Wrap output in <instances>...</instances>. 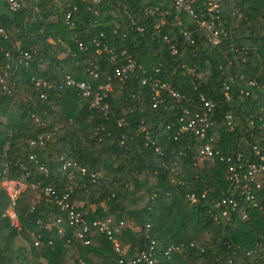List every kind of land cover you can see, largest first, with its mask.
Listing matches in <instances>:
<instances>
[{"label":"trees","instance_id":"trees-1","mask_svg":"<svg viewBox=\"0 0 264 264\" xmlns=\"http://www.w3.org/2000/svg\"><path fill=\"white\" fill-rule=\"evenodd\" d=\"M186 1L202 6V0ZM220 1L227 33L217 45L207 42L195 22L169 0H122V6L103 0L90 9L86 0H22L17 12L0 13L1 24L16 43L13 48L0 38V67L7 62L6 52L13 57L23 49L30 55L27 65L5 79L8 92L0 83V169L5 161L12 175L35 184L14 205L18 228L5 213L9 200L0 188V264H64L73 247L77 256L72 264L79 259L83 264H117L104 234L92 235L89 244L76 238L77 227L69 226L64 211L45 199L43 189L49 184L60 192L71 187L70 202L87 221L111 217L119 226L116 237L128 245L127 257L154 240L155 264H229L230 258V264H264V192L253 190L262 208H250L248 220L238 215L215 218L212 202L229 195L238 209L247 208L245 194L227 178L229 167L237 169L241 163L244 168L264 156V0ZM73 4L77 9L66 22ZM156 26L159 35L152 36ZM181 29L190 32L189 40ZM94 36L113 50L115 60L91 42ZM127 56L137 67L121 84L113 73ZM142 69L172 81L182 99L174 101L161 91V101L153 107V93L141 84ZM236 74L244 80L236 76L226 90ZM65 75L94 84L110 78L113 89L107 101L112 114L89 108L90 96L81 97L75 86L60 83ZM200 95L213 103L202 139L193 131L178 133L181 107L189 110L185 121L206 110ZM121 119L124 125L118 124ZM38 135L46 136L44 144H30ZM208 137L217 153L199 159ZM154 145L161 147V155ZM66 160L71 165L63 169ZM255 181L264 184V175ZM190 194L198 197L196 202ZM48 217L52 223L62 219L63 233L56 232L55 224L50 230L41 228L38 220ZM37 234L41 238L35 244ZM17 238L28 247L15 246ZM170 244L178 249L167 259L164 251ZM248 250L253 254L247 256Z\"/></svg>","mask_w":264,"mask_h":264},{"label":"built area","instance_id":"built-area-1","mask_svg":"<svg viewBox=\"0 0 264 264\" xmlns=\"http://www.w3.org/2000/svg\"><path fill=\"white\" fill-rule=\"evenodd\" d=\"M103 0H86L88 3V9L92 8L94 5H98ZM115 4L118 6H122V0H114ZM172 2L175 9L178 11H183L187 14L191 20H193L196 24V29L200 31L207 42L212 45H217L220 43L221 39L226 36V29L223 25V20L221 16V1L220 0H202V6L199 8H195V6L191 3V1L186 0H169ZM0 3H4L7 10L10 12H17L22 6V0H0ZM77 9L76 5H70V8L65 13L66 22L70 21V18L74 14V11ZM181 24L180 21H178ZM182 26V25H181ZM138 30H141V26H137ZM183 36L186 40L190 39V32L186 29H181ZM153 35H159V29L156 26V29L153 31ZM99 36L103 37V33H100ZM0 38L2 40H7L11 43L13 48H16V43L12 42L9 38L5 28L0 22ZM163 38L166 41H169L167 35H163ZM91 42L99 47L101 46V51L110 54L111 60H115L116 56L113 54V50L106 44L102 43L99 40L98 36H94ZM79 47L83 46V43H78ZM171 53L176 54L177 48L174 44L170 45ZM7 62L6 64L0 67V83L1 87L4 91H7L6 81L10 74L13 73L20 66L27 65L28 60L30 59V55L28 51L23 49H18L15 55L12 57L9 52L5 53ZM11 62V63H10ZM137 67V62L135 59L127 56V60L125 64L118 66L113 73V78H117L118 81L122 84L126 78L128 77V73L135 70ZM140 67V66H138ZM158 68L155 69L157 71ZM89 72L92 74L94 79H97V73L90 69ZM141 73L144 75L141 79V84H146L149 86L152 96V106L156 107L157 104L161 101L160 92L164 91L168 95H170L174 101H180L182 96L180 92L174 87L171 83L172 81L153 76L146 75V70L142 69ZM237 79L244 80L241 74H236L235 77H230L228 83L225 85V89H228L229 83H234ZM109 77V76H108ZM95 80H78L75 81L71 79L69 75H65L60 83H64L66 85L75 86L80 93L81 97H91L89 101V108H96L101 111L105 116L107 114H112V110L109 109V103L107 101L108 93L112 91L113 85L109 80L104 81L99 84H94ZM38 81L36 84H39ZM246 83L250 86L256 85L255 81L248 80ZM43 84H46L43 82ZM55 86V85H54ZM246 95L249 94V91L245 92ZM200 99L203 101L206 110L202 113H195L193 117L189 118L185 121L184 116H188L189 110L186 107H181L182 115L179 117V121L182 124L178 127V133L183 132L185 130L193 131L198 139H202L205 137L206 130L205 128L209 125L207 122V111L211 109L213 103L210 100H206L202 95H200ZM225 118L227 120V124L230 128L232 127V121L230 115L226 114ZM202 124L197 127V124ZM118 124H125L123 119L119 120ZM145 131V137L149 138L147 130L145 127L142 128ZM46 136L38 135L36 140H31L30 144H44V139ZM212 141V137L207 138V142L200 148V157L199 159H203L204 156H211L217 151H214L211 147L210 142ZM152 144L153 141L151 140ZM154 152L161 155L163 153L161 147L159 145H154ZM30 160L35 159L34 154L29 155ZM260 162L255 163L251 162L245 165L243 168L242 164L239 163L237 165V169L234 166H230L229 170L231 171L228 174L227 178L231 179V181L235 184L234 189L240 190V194H245V199L247 201V208L239 207L238 203L231 196L226 195L221 197L220 199L213 200V207L217 210V212H213L215 218L218 216L225 217L227 220L232 219L233 215H238L242 220H248L250 218V208L253 209H261L262 205H260L257 201V196L253 190H259L264 192V184L260 181H255L256 176L264 175V156H260ZM237 160L240 161V158L237 157ZM71 162L69 160L64 161L62 164V168H66L70 166ZM176 165L175 162L171 163V171L174 169L173 167ZM42 168V165H41ZM243 169V170H242ZM82 174H84V169L81 168ZM28 175V174H27ZM92 177H95V174H92ZM253 185L254 189L250 186ZM35 187L34 183H29L20 178L19 176L12 175V170L9 168L8 164L4 161L2 169H0V188H2L9 200L8 207L5 210V213L9 216L11 223L18 228L19 224L17 221L16 212L14 210V205L16 201L19 199L22 193H24L28 187ZM69 190H65L60 192L53 185H47L43 189V195L45 199L55 203L59 208L64 211L65 219L68 222L69 226L77 227L76 230V238L81 241L83 244H89L92 241L91 236L97 233L104 234L107 239L112 244V251L117 255L116 261L117 264H155L157 262V244L154 240L150 241V244L146 249H142L140 252H137L133 256H126V248L119 239L116 237V233L119 231V226L113 224V220L111 217H103V218H94L91 221H87L84 217L83 213L79 211L76 206L70 202L69 192L71 187H68ZM205 193L201 194V197H204ZM189 198L191 201L196 202L198 197L195 194H190ZM62 219L60 217H56L54 222L52 223L51 217L47 218L46 222L43 220H38V224H40L41 228L50 230L52 225H56V232L59 234L63 233V227L61 226ZM123 221H119V225H122ZM41 238L40 234H37L35 244L39 243V239ZM66 242L69 243L70 239H66ZM48 244H52V239H48ZM178 247L170 244L164 251V255L167 256V259L171 257V253L177 250ZM247 256L253 254V251L248 250L245 253ZM126 256V257H125ZM228 263H232V258L228 260ZM78 264H83V261L79 259Z\"/></svg>","mask_w":264,"mask_h":264},{"label":"crops","instance_id":"crops-1","mask_svg":"<svg viewBox=\"0 0 264 264\" xmlns=\"http://www.w3.org/2000/svg\"><path fill=\"white\" fill-rule=\"evenodd\" d=\"M2 13V12H0ZM120 241V240H119ZM121 242V241H120ZM122 243V242H121ZM122 245H124L122 243ZM125 248H126V245H124ZM128 249V248H127ZM75 256H77V252H76V248L73 247V248H69L68 251L66 252V261L64 264H72L73 262V258H75Z\"/></svg>","mask_w":264,"mask_h":264},{"label":"rangeland","instance_id":"rangeland-1","mask_svg":"<svg viewBox=\"0 0 264 264\" xmlns=\"http://www.w3.org/2000/svg\"><path fill=\"white\" fill-rule=\"evenodd\" d=\"M26 4H28L27 2H26ZM7 10V8H6V6L4 5V3H0V12H5ZM38 196V195H37ZM94 205H91V207H93ZM130 223H132V222H130ZM23 245V246H26V248L28 247V244L23 240V239H21V238H17L16 240H15V246H18V245ZM125 247V246H124ZM127 248H128V245H126V250H127Z\"/></svg>","mask_w":264,"mask_h":264}]
</instances>
